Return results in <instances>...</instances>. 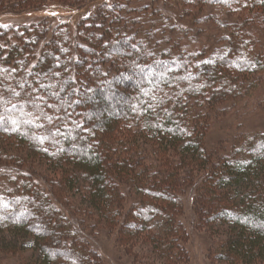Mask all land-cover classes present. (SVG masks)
Wrapping results in <instances>:
<instances>
[{"label":"trees","instance_id":"16d2710c","mask_svg":"<svg viewBox=\"0 0 264 264\" xmlns=\"http://www.w3.org/2000/svg\"><path fill=\"white\" fill-rule=\"evenodd\" d=\"M132 1L0 0V13L93 9L73 34L0 25V253L101 264L89 237L105 230L184 264L192 192L193 229L219 239L213 259L264 264V135L208 142L264 83V0ZM187 21L214 27L218 47L183 46Z\"/></svg>","mask_w":264,"mask_h":264},{"label":"rangeland","instance_id":"374dc122","mask_svg":"<svg viewBox=\"0 0 264 264\" xmlns=\"http://www.w3.org/2000/svg\"><path fill=\"white\" fill-rule=\"evenodd\" d=\"M101 1L108 2L109 4L112 3V0ZM149 3L148 0H133L129 3V6L139 8L146 5L148 6ZM91 11H93V9L90 7L78 9L77 7L66 8L54 4H48L36 12H27L24 14L19 13L18 10L7 8L4 12L0 13V25L16 26L24 25L28 22L45 20L44 22L53 27H56L60 23H65L68 25L69 31L73 34L75 25L81 15ZM207 14L218 15V9L205 8L202 15ZM219 14L221 15L220 12ZM169 15L174 18L175 13L169 12ZM223 17L220 19L221 21ZM183 28L186 32L179 35V39L182 40L181 44H183V46H188L195 51L218 47L217 40L220 34L214 27L205 25L192 28L191 22L187 21V25L183 26ZM215 38L217 40H215ZM256 77L257 76H255V79L257 80L259 77ZM98 78L100 79L101 77ZM113 91H115L113 88H107L104 94V98L107 99V101L111 100V95L114 93ZM112 105L113 103L110 104V106L114 108ZM240 108L244 115H241L238 109H236L238 111H232L226 114L221 118L217 125L218 127L216 126L218 131L213 130V132L209 133L208 142L210 148H214L215 145L220 144L222 138L226 141L224 147L231 150L233 145L238 142L237 140L242 137L258 134L264 135V83L255 94L251 95V97L246 100V102H241ZM180 200L183 205L182 212L185 214L181 221L187 232V239L182 243L187 259V262L184 264H222L213 259L217 249H219V246L215 245L213 240L217 241L218 238L213 235L210 237L207 231L193 229L192 222L194 216L192 204L194 201V194L188 192L186 195L181 196ZM86 234L87 236L90 235L89 232ZM89 239H91V246L101 259V264H167L165 259L157 255L149 242L141 238L128 241L120 246L117 244L115 233L111 234L103 230L100 233L95 232ZM34 256L35 255L32 253H25V255L22 254L18 257H11L1 252L0 264H27L30 261L32 262Z\"/></svg>","mask_w":264,"mask_h":264},{"label":"snow or ice","instance_id":"6c2138e0","mask_svg":"<svg viewBox=\"0 0 264 264\" xmlns=\"http://www.w3.org/2000/svg\"><path fill=\"white\" fill-rule=\"evenodd\" d=\"M21 87H23L22 85H21ZM43 87V86H42ZM11 91V93H12V95H15V96H19L20 95V93H18V92H15L14 90H10ZM12 107L13 108H15L16 107V105H12ZM0 119H3L2 117H0ZM13 123H15V121H13Z\"/></svg>","mask_w":264,"mask_h":264}]
</instances>
